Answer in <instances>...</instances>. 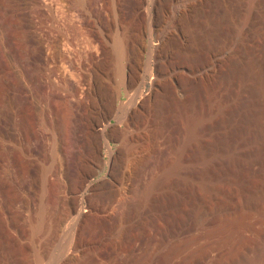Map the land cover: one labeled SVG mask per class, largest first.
<instances>
[{"label": "rangeland", "instance_id": "obj_1", "mask_svg": "<svg viewBox=\"0 0 264 264\" xmlns=\"http://www.w3.org/2000/svg\"><path fill=\"white\" fill-rule=\"evenodd\" d=\"M60 1L0 0V264L58 259L63 232L76 227L69 208L77 204L83 211L112 206L82 224L90 248L81 264H264V0H163L159 34L177 47L150 57L160 39L148 32L140 47L151 69L124 62L125 78L112 48L120 26L109 11L116 4L148 30L151 0ZM95 44L104 49L103 84L114 102L106 135L97 129L108 108L84 94L97 81L87 60L90 51L101 56ZM24 56L32 57L30 82L17 68ZM19 86L22 104L14 105ZM136 97L150 98L120 148L113 135L126 129L122 108ZM67 105L76 119L64 124ZM41 208L47 227L35 235ZM60 214L66 222L56 238ZM38 251L55 255L38 263Z\"/></svg>", "mask_w": 264, "mask_h": 264}, {"label": "bare ground", "instance_id": "obj_2", "mask_svg": "<svg viewBox=\"0 0 264 264\" xmlns=\"http://www.w3.org/2000/svg\"><path fill=\"white\" fill-rule=\"evenodd\" d=\"M54 1V0H53ZM65 2L66 0H61L60 2ZM46 2V1H45ZM51 2V1H50ZM79 2L82 4V5H85L87 3V0H79ZM162 2L163 0H151L150 3H149V6H147V12H145V16L147 18V25L149 26V29L148 30H144L143 27H142V23L140 21H138L139 23H136V22H133V21H128L123 15V13H121L119 11V9L117 8L116 4H113L111 6V10L109 12L112 13V15L118 20L117 23H118V26H120V32L115 36L114 38V42H113V58L114 60L117 59V61L119 62V72L122 73V78H125V75H124V70H123V64L124 62H127V63H132V64H136V65H142L143 66V71L146 72V71H149L151 68H150V65L149 64H142V49H144L145 47H140L141 43L145 42V37H147V33L149 32L150 33V37L152 38L153 37V33L154 31L156 32L157 36L159 37L160 39V46L159 47H152L150 46L149 47V51H150V57L154 56V54H157L159 52L158 49H160L162 46L163 48H171V46H175L177 47V43L175 41H170L169 42H166V41H162L163 39V33H161L162 35H160L159 33L161 31H163V27L162 25L160 24V22L157 20V17L159 14H162L163 13V5H162ZM59 3V2H58ZM53 4V3H52ZM7 5V4H6ZM2 8V7H1ZM3 10V9H2ZM2 10H0V26L3 25V16L2 15ZM6 15V14H5ZM138 17L141 16V13H138L137 14ZM6 17V16H5ZM4 17V18H5ZM184 32L188 33V34H193V27L192 25H190L189 23H185V26H184ZM159 34V35H158ZM5 35V34H4ZM3 35V37H4ZM194 35V34H193ZM5 39V38H4ZM11 41V40H10ZM102 42V41H101ZM166 43H169V44H166ZM6 44V43H5ZM1 45V44H0ZM96 45V44H95ZM104 45V44H103ZM134 47H133V46ZM15 46V45H14ZM174 47V48H175ZM15 48V47H14ZM92 48V47H91ZM94 48V47H93ZM148 48V46L146 47ZM1 49V47H0ZM8 50V49H7ZM14 51L16 49H13ZM12 50V51H13ZM96 52H99L100 50H102L101 52V56H96L94 51H90L87 55V60L89 62V66L90 68H92V76H95L96 78V82H93L91 84H89L84 92V94L87 96V98H89V102L91 105H99V104H104L107 108H108V111H107V116L104 120H101L102 122L100 123V129H97V131H100V132H103L102 134L106 135L109 129V119L110 117L112 116V111L111 110H114L113 108V103L114 102H111L109 99H110V96L108 95L107 91L108 89H106L104 87V84H103V80L106 79L104 78L103 79V75L105 74V71H106V60L105 58H103L102 54L104 52V49L101 48V46L99 45H96L95 46V49ZM5 51V50H4ZM9 51V50H8ZM11 51V50H10ZM18 52V51H16ZM7 53L9 54V52H6L5 54L7 55ZM13 54V53H12ZM16 54V53H15ZM56 54H58L60 57L63 56V53L61 51V49L58 47L56 49ZM108 54V53H107ZM110 54V53H109ZM11 55V54H9ZM7 55V56H9ZM15 55H11V58L14 57ZM187 57L188 59L192 60V54H187ZM16 58V57H15ZM155 58V57H153ZM194 58V57H193ZM9 58H7L8 60ZM18 59V58H17ZM14 60V59H13ZM16 60V59H15ZM20 60V59H19ZM18 60V67L19 68V71L22 75V79L23 77L26 79L24 81H28L30 82V79H31V76L35 73L34 71V67H33V64H32V57L31 56H24L22 57V59L19 61ZM9 61V60H8ZM11 62V60H10ZM115 62V61H114ZM9 64V62H8ZM7 64V65H8ZM14 64V63H13ZM16 64V63H15ZM14 64V65H15ZM16 64V65H17ZM126 64V63H125ZM5 65V66H7ZM10 65V64H9ZM4 66V67H5ZM3 67V68H4ZM11 67V66H10ZM13 67V66H12ZM135 67V66H134ZM133 67V68H134ZM7 68V67H6ZM16 68V69H17ZM142 68V67H141ZM140 68V69H141ZM181 69V67H179ZM12 69V68H11ZM15 69V68H14ZM27 69H31V76L28 74L27 72ZM10 70V68L8 69ZM182 70V69H181ZM180 70V71H181ZM184 70V69H183ZM182 70V71H183ZM196 72L199 71L201 72L202 69L198 68V69H195ZM13 71V70H11ZM18 72V70H14V72ZM6 72V71H5ZM10 71H8L7 73H9ZM12 72V73H14ZM89 72V71H88ZM108 73V72H107ZM6 74V73H4ZM17 74V73H16ZM15 74V75H16ZM19 74V72H18ZM90 74V72H89ZM137 74V73H136ZM9 75V74H8ZM11 75V74H10ZM8 76L11 77V76ZM19 75V77L21 76ZM142 74H140L141 76ZM7 76V75H6ZM4 76V77H6ZM139 76V77H140ZM7 78V80H8ZM14 78V77H13ZM17 78V77H16ZM94 78V79H95ZM109 78V77H108ZM20 80V78H18ZM93 79V80H94ZM13 80V79H12ZM18 80V81H19ZM92 80V79H91ZM9 81H11V78H9ZM17 81V82H18ZM7 82V81H5ZM28 82H26L28 84ZM21 83H23V81H21ZM26 83H23L24 85ZM106 83V82H105ZM9 84V83H7ZM18 84V83H17ZM16 84V85H17ZM107 84V83H106ZM12 85V84H11ZM19 85V84H18ZM10 87V84L8 85ZM7 86V87H8ZM14 86V85H12ZM8 87V89L10 90V88ZM18 87V86H17ZM107 87V86H106ZM13 89H16V88H12ZM20 86L19 88H17L16 91L12 92V99H11V102L12 101H15L16 103H14V105H16L19 101H21L23 99V94L21 95V93L19 92L20 90ZM8 91V90H7ZM111 91V90H110ZM140 91V90H139ZM11 92V91H10ZM140 93V92H139ZM11 94V93H10ZM25 94H28L25 93ZM80 94L79 93V90L76 89L75 91V98L77 97V95ZM139 95V94H138ZM144 96V94H143ZM10 98V96H7ZM8 98V99H9ZM147 98H150V97H147ZM147 98H144L143 101L139 102L137 100V97L131 101L130 104H126L123 108H122V112L121 115L124 114V116L122 117L121 115V118L122 119H119L121 120V123L126 127V129H121L119 131H117L116 133H114V139L115 141H117L119 144H120V148H125L129 141H130V132H129V127L130 125L132 124L133 120H136V117H141V110H142V107H143V103L147 100ZM7 99V100H8ZM77 100V99H76ZM10 101V100H9ZM88 101V100H87ZM13 103V102H12ZM21 103V102H19ZM22 104V103H21ZM20 104V105H21ZM80 105V102L77 103ZM20 105H17V106H20ZM99 105V106H101ZM14 107V106H13ZM73 107V106H72ZM70 105H67L65 107V110H64V114H63V117H62V121L64 122V124L68 123L69 120H72L73 118H75V113L73 112V109ZM93 108V107H92ZM95 108V107H94ZM100 109V108H99ZM102 109V108H101ZM163 109V108H162ZM110 110V111H109ZM116 112V111H115ZM112 113V114H111ZM106 115V114H104ZM115 116H118V114H114ZM105 117V116H104ZM111 120V119H110ZM163 120V119H162ZM71 124V122H70ZM73 124V123H72ZM74 127V126H73ZM70 128V127H69ZM72 135H73V143L77 144L78 143V139H79V133H78V130L76 127H74V129H72ZM162 134V131L159 130L156 132V135L157 136H160ZM156 136V137H157ZM189 136L190 138H192L194 136V129H190L189 131ZM58 141V140H57ZM184 149V147H183ZM63 171V169H62ZM126 173V172H125ZM128 173V172H127ZM126 173V174H127ZM47 174V173H46ZM45 175V174H44ZM123 175V174H122ZM48 176V175H46ZM130 176V175H129ZM128 176V178H129ZM44 177V176H43ZM49 177V176H48ZM52 177V176H51ZM122 177V176H121ZM124 177V176H123ZM53 178V177H52ZM154 180V179H153ZM152 180V181H153ZM128 181V182H127ZM143 181V180H142ZM157 181V180H156ZM133 182H134V178L130 176V178L128 180H124L123 181V189L128 192L130 191V189L132 188L133 186ZM122 183V182H121ZM151 183V182H150ZM154 183V182H153ZM156 183V182H155ZM145 184V183H144ZM147 184V183H146ZM152 184V183H151ZM44 185V184H43ZM56 185V184H55ZM122 185V186H123ZM135 185V183H134ZM140 185V184H139ZM46 188L47 189H51L53 188V185L50 183V181L46 178ZM121 186V185H120ZM155 186V185H154ZM142 187V186H141ZM133 189V188H132ZM151 185L150 186H146L143 190V195L145 196V198H149L151 195ZM153 190V189H152ZM72 192V191H71ZM46 193V191L44 192ZM129 193V192H128ZM141 193V195H142ZM138 195V194H137ZM143 196V197H144ZM47 197V196H46ZM49 197V196H48ZM76 198V196H75ZM47 199V198H46ZM50 199V198H49ZM71 199V197H70ZM125 199V198H124ZM122 200V199H121ZM149 200V199H148ZM71 201V200H70ZM75 201V200H74ZM125 201V200H124ZM43 202V201H42ZM47 202V201H46ZM97 202V201H96ZM114 202V201H113ZM127 203V202H126ZM42 204V203H41ZM44 204V203H43ZM49 204V203H48ZM98 204V203H97ZM105 204V203H104ZM123 204V203H122ZM30 205V204H29ZM127 205V204H126ZM43 206V205H42ZM45 206V204H44ZM43 206V207H44ZM31 207V206H30ZM41 207V205H40ZM52 207V206H51ZM112 207V206H111ZM110 206H107L105 209H98L96 211H94L93 209H89V210H86V211H83V206L81 204H77L75 206H73L71 209L69 208V210H71V213H70V216H72L73 218V222L75 223V229L74 230H69L67 231L66 229V232H63L64 234L63 237H60L59 238V242L61 241L60 239L62 238V241L57 244L58 245V249H59V258L58 259H54L53 255L55 254H51L49 252H37L36 253V260L38 263H43L42 261L44 260V258H49V260H51L50 258L53 257L52 261H50V264H69V263H76L78 262V260L80 261V257H81V254L84 253L85 250H87L88 248H90V244L89 242L86 240L87 237H86V230L85 228L82 226V224H84V222L86 221L87 222V219L89 220V216L93 215V214H98L97 216L100 217L102 215H105L107 214L110 209H111ZM123 207V206H122ZM50 208V207H49ZM58 210V209H57ZM30 211V210H28ZM41 211H42V208H41ZM40 211V215H39V218L37 220V222H35V225L32 226V229L34 230L33 233L38 234L40 235V231L41 233L43 232L44 230V227L46 226V222H45V216L48 212V209L47 208H44L43 211L41 212ZM123 211V210H122ZM39 212V211H38ZM69 212V211H68ZM86 212V213H85ZM125 212V210L123 211ZM31 213V212H30ZM59 213V212H58ZM62 213V212H61ZM54 215V213H53ZM60 215H63V214H60ZM95 215V216H96ZM100 215V216H99ZM49 216V215H48ZM94 216V215H93ZM106 216V215H105ZM113 216V215H112ZM122 216V214H121ZM53 217V216H52ZM60 217V216H59ZM58 217V219L56 220V223L54 224V228H53V234L54 236L51 234L50 237H55L56 238L58 237L59 233L64 231V226L65 225V222H66V217L61 216L60 218ZM97 217V218H98ZM33 218V217H32ZM71 218V219H72ZM56 219V217H55ZM70 219V218H69ZM52 220V219H51ZM72 222V221H71ZM85 222V223H86ZM50 223V222H49ZM68 223V222H67ZM73 223V224H74ZM48 224V223H47ZM53 224V223H52ZM51 224V225H52ZM49 225V224H48ZM53 226V225H52ZM88 226V225H87ZM47 227V226H46ZM49 228H51L49 226ZM74 228V225L73 227ZM52 230V229H51ZM49 232L50 229H49ZM48 233V232H47ZM60 234V236H61ZM35 237V236H34ZM40 240V239H39ZM56 241V240H55ZM44 242V241H43ZM58 243V242H57ZM93 243V242H92ZM46 244V243H45ZM41 245V244H40ZM43 245V243H42ZM56 245V244H55ZM54 246V245H53ZM43 248V247H42ZM57 250V247H55ZM93 248V247H92ZM53 250V248H52ZM55 253V252H54ZM45 261V260H44ZM47 261V260H46ZM45 261V262H46ZM73 263V264H74ZM79 263V262H78ZM46 264V263H44ZM49 264V262H48ZM81 264V262L79 263Z\"/></svg>", "mask_w": 264, "mask_h": 264}]
</instances>
